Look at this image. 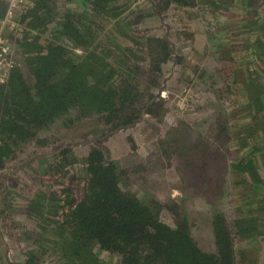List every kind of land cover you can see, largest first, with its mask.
<instances>
[{
  "label": "trees",
  "instance_id": "16d2710c",
  "mask_svg": "<svg viewBox=\"0 0 264 264\" xmlns=\"http://www.w3.org/2000/svg\"><path fill=\"white\" fill-rule=\"evenodd\" d=\"M236 1L205 0L234 21L239 52L249 56L245 65L233 70L229 65L235 58L225 41L221 77L211 69L198 71L201 84L215 95V104L225 108L226 116L229 106L230 119L224 125V113L213 120L221 124L218 135H224L231 149L223 167L234 185L231 199L236 208L230 216L227 210L215 209L207 218L209 246L194 238L197 223L191 211L179 204L169 206L171 222H167L159 202L150 206L123 187L127 172L101 142L96 141L82 158L74 154L72 142L61 149L63 143L53 159L45 160L46 167L37 172L18 206L21 225L29 221L39 230L23 226L33 244L21 264H44L50 255H54L50 264H264V11L260 13L256 0H246L245 7H239L243 11L235 10ZM197 2L162 0L161 6L175 4L193 12ZM83 5L84 12L68 11L54 27L49 26L55 19L52 0H33L20 7L19 22L25 26L18 43L29 75L13 63L6 82L0 84V183L18 147L59 119L72 127L75 116L80 120L98 115L108 123V132L115 133L133 127L142 111L153 115L162 111L161 97L144 92L140 78L152 63L157 73L161 71L173 53L171 43L158 37H148V43L136 41L140 48L149 46L153 61L145 67L117 42L118 35L134 38L128 30L131 22L122 23L121 0H84ZM112 19L115 26L106 33L105 24ZM226 22L221 31L231 28ZM194 85L193 91L198 86ZM37 142L35 154L47 140ZM161 146L166 151V142L159 141ZM32 156L25 164L32 162ZM0 203L1 223L12 206L6 191L0 194ZM97 248L112 258L103 259ZM2 250L0 264L5 247Z\"/></svg>",
  "mask_w": 264,
  "mask_h": 264
},
{
  "label": "rangeland",
  "instance_id": "374dc122",
  "mask_svg": "<svg viewBox=\"0 0 264 264\" xmlns=\"http://www.w3.org/2000/svg\"><path fill=\"white\" fill-rule=\"evenodd\" d=\"M32 1L25 0L24 3ZM197 1L199 2L195 7L191 8L194 14L189 9H178L175 4L161 6L162 0H121L122 23L131 22L128 30L134 38L132 41L131 38L118 35L117 42L124 50H131L141 65L146 67L153 60L149 46L140 48L141 44L136 41L142 43L147 42L148 37H158L171 43L173 53L169 60L161 64V71L157 73L152 63L149 71L142 70L144 74L140 78L144 92L161 97L162 111L157 112V115L142 111L133 127L120 129L115 133L108 132V123L98 115L80 120L75 116L72 127L66 126L59 119L41 130L33 140L18 147L6 164L8 171L5 174L2 171L3 181L0 183L1 196L2 191H6L12 202L8 214L0 223V230L8 246V257L3 256V264L8 259L10 263H23L24 254L31 249L30 244L33 243L26 238L24 232L27 230L24 227L39 231L29 221H25L23 227L22 217L18 216L17 211L37 172L46 167L45 160L53 159V156H43L44 158L33 159L31 163L25 164L29 155L35 154L39 139L47 140V143L38 148V154L49 155L63 143L68 145L73 142V152L81 158L96 141L101 142L108 156L115 160L120 169L127 172V178H122V186L128 187L150 206L155 201L159 202L163 206L161 216L165 221L171 222L167 209L169 206L179 204L182 209L192 212L191 216L197 223L193 231L194 238L205 248L212 240L211 228L206 221L213 210H227L229 216L236 212L234 199H231L234 185L228 176L227 167H223V164L226 165V155L230 159L231 149L224 135H218L221 124L216 125L213 120L216 114L224 113L221 121L224 125L230 119L229 106H226V116L225 108L215 104V95L201 84L199 76L203 69H211L215 75L218 74L217 77H221V66L224 63L221 46L225 41L224 47L228 42V52L235 58L229 65L233 70L245 65L249 56L247 52L242 55L239 52L234 21H229L223 10L215 12L205 0ZM83 2L84 0H52L55 19L51 20L49 26L54 27L68 11L84 12ZM256 2L261 6L260 9L258 5L260 13H263L262 0ZM245 5L246 0H237L235 10L243 11L239 7ZM22 12L20 8L16 11L10 25L3 26L0 19V29H3L2 35L10 46L8 58L29 75L24 51L18 43L25 26V23L19 22ZM225 22L232 26L221 31V28L226 27ZM105 26L106 33H109L115 26V20L106 22ZM189 32L193 34L194 40H191ZM77 52L82 51L77 49ZM194 83L198 85L194 88L195 91L192 90ZM206 130L209 134L204 133ZM159 141L166 142L167 152H162V146L158 148ZM203 151H207L208 156ZM203 222L206 224L202 225ZM2 246L5 247L0 240L3 253ZM96 251L105 260L112 258L104 250L97 248ZM47 257L44 264H50L54 255Z\"/></svg>",
  "mask_w": 264,
  "mask_h": 264
},
{
  "label": "built area",
  "instance_id": "2783aa9c",
  "mask_svg": "<svg viewBox=\"0 0 264 264\" xmlns=\"http://www.w3.org/2000/svg\"><path fill=\"white\" fill-rule=\"evenodd\" d=\"M7 8L5 16L1 19L2 25H10L12 19L15 16L16 11L24 4L25 0H4ZM0 29V84L5 83L9 74V70L12 66V61L8 58L10 53V46L4 39Z\"/></svg>",
  "mask_w": 264,
  "mask_h": 264
},
{
  "label": "water",
  "instance_id": "95a60500",
  "mask_svg": "<svg viewBox=\"0 0 264 264\" xmlns=\"http://www.w3.org/2000/svg\"><path fill=\"white\" fill-rule=\"evenodd\" d=\"M6 8H7L6 2H5L4 0H0V19H3V18H4V16H5V12H6ZM66 146H67V145H64L61 149H63V148L66 147ZM73 146H74V144L72 145V147H73ZM61 149H60V150H61ZM60 150L54 151V152L50 153L49 155H46V157L53 156L54 154L60 152ZM36 157H43V155H42V154H34V155L31 157L30 161L33 160V159L36 158ZM19 168H20V167H19ZM7 171H8V170L3 171V174H5V172H7ZM3 208H4V206H3L2 209L0 210V214H1V211L3 210ZM0 240H1V242L3 243V245H4L5 248H6V250H5V257L7 258V257H8V246H7V244L5 243V240H4V237H3V234H2V232H1V230H0ZM6 260H7V259H6ZM7 261L10 262L9 259H8Z\"/></svg>",
  "mask_w": 264,
  "mask_h": 264
}]
</instances>
